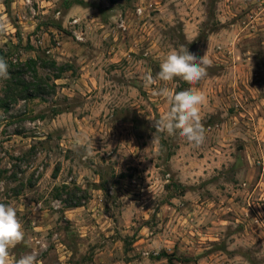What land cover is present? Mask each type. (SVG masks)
Returning a JSON list of instances; mask_svg holds the SVG:
<instances>
[{"label":"rangeland","instance_id":"1","mask_svg":"<svg viewBox=\"0 0 264 264\" xmlns=\"http://www.w3.org/2000/svg\"><path fill=\"white\" fill-rule=\"evenodd\" d=\"M0 19L6 60L48 64L49 84L4 108L0 80V201L26 233L11 256L264 264V0H0ZM181 45L209 61L167 85L204 93L199 147L152 142L168 105L142 77Z\"/></svg>","mask_w":264,"mask_h":264},{"label":"clouds","instance_id":"2","mask_svg":"<svg viewBox=\"0 0 264 264\" xmlns=\"http://www.w3.org/2000/svg\"><path fill=\"white\" fill-rule=\"evenodd\" d=\"M7 31L6 22L0 19V35ZM209 61L206 54L197 56L187 46L172 49L159 61V70L153 75L146 72L142 77L143 86L151 89L152 95L161 97L168 108L158 119L152 121L155 128L152 142L159 139L157 134L178 135L193 147L201 146L206 139L205 129L201 122L200 109L205 101L204 93L197 87H188L174 91L167 85L175 78H180L189 85H196L207 75ZM7 60L0 56V80L9 76ZM73 146H82V137L73 138ZM86 155L87 150H86ZM26 239L24 226L18 216L17 208L0 201V264H37V253L29 251L18 258L11 256L10 249L23 243Z\"/></svg>","mask_w":264,"mask_h":264},{"label":"trees","instance_id":"3","mask_svg":"<svg viewBox=\"0 0 264 264\" xmlns=\"http://www.w3.org/2000/svg\"><path fill=\"white\" fill-rule=\"evenodd\" d=\"M0 56H3L5 59L8 57L3 49H0ZM7 62L10 78L5 80L4 92L8 101L1 100L4 108H8L11 102L33 99L45 94L46 89L49 88V84L45 82V77L39 76L38 68H45L48 64H41L37 58H28L23 62L17 63H13L10 60ZM52 65H55L53 61ZM64 71L66 70L63 67L60 68V71L53 75V78L59 79L61 73Z\"/></svg>","mask_w":264,"mask_h":264},{"label":"built area","instance_id":"4","mask_svg":"<svg viewBox=\"0 0 264 264\" xmlns=\"http://www.w3.org/2000/svg\"><path fill=\"white\" fill-rule=\"evenodd\" d=\"M261 213H264L263 211H261Z\"/></svg>","mask_w":264,"mask_h":264}]
</instances>
